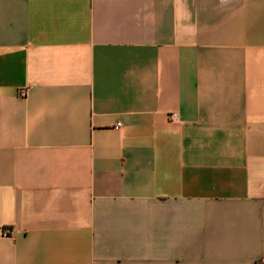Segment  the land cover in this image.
<instances>
[{
  "label": "crops",
  "instance_id": "crops-1",
  "mask_svg": "<svg viewBox=\"0 0 264 264\" xmlns=\"http://www.w3.org/2000/svg\"><path fill=\"white\" fill-rule=\"evenodd\" d=\"M0 264H264V0H0Z\"/></svg>",
  "mask_w": 264,
  "mask_h": 264
},
{
  "label": "built area",
  "instance_id": "built-area-1",
  "mask_svg": "<svg viewBox=\"0 0 264 264\" xmlns=\"http://www.w3.org/2000/svg\"><path fill=\"white\" fill-rule=\"evenodd\" d=\"M22 94H24V92H22ZM174 117H175L174 115H171V116H170L171 119H174ZM119 126H120V125H117L116 128L119 127ZM6 233H9V232L6 231Z\"/></svg>",
  "mask_w": 264,
  "mask_h": 264
}]
</instances>
